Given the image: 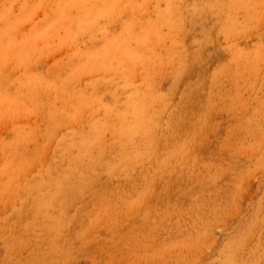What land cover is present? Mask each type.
Returning a JSON list of instances; mask_svg holds the SVG:
<instances>
[{
	"label": "rangeland",
	"instance_id": "374dc122",
	"mask_svg": "<svg viewBox=\"0 0 264 264\" xmlns=\"http://www.w3.org/2000/svg\"><path fill=\"white\" fill-rule=\"evenodd\" d=\"M0 264H264V0H0Z\"/></svg>",
	"mask_w": 264,
	"mask_h": 264
}]
</instances>
